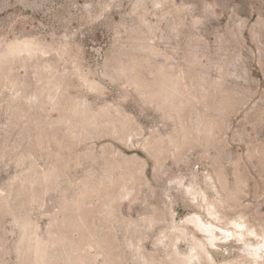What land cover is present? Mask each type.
I'll list each match as a JSON object with an SVG mask.
<instances>
[{"label": "rangeland", "instance_id": "obj_1", "mask_svg": "<svg viewBox=\"0 0 264 264\" xmlns=\"http://www.w3.org/2000/svg\"><path fill=\"white\" fill-rule=\"evenodd\" d=\"M0 264H264V0H0Z\"/></svg>", "mask_w": 264, "mask_h": 264}]
</instances>
